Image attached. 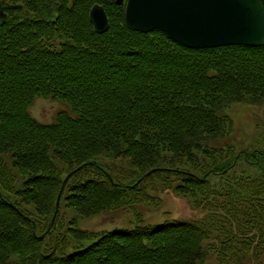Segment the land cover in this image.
Here are the masks:
<instances>
[{"label": "trees", "instance_id": "16d2710c", "mask_svg": "<svg viewBox=\"0 0 264 264\" xmlns=\"http://www.w3.org/2000/svg\"><path fill=\"white\" fill-rule=\"evenodd\" d=\"M0 4L21 7L0 28V264H200L214 252L220 264L264 260V178L229 176L241 161L261 166L264 145L235 158L227 141L214 145L229 133L228 107L264 103V47L188 49L158 30H129L115 0ZM95 4L103 34L89 21ZM37 99L65 108L41 123L30 114ZM148 185L174 187L210 214L145 225L136 212L130 229L78 228L158 207ZM62 208L76 214L65 226Z\"/></svg>", "mask_w": 264, "mask_h": 264}, {"label": "water", "instance_id": "95a60500", "mask_svg": "<svg viewBox=\"0 0 264 264\" xmlns=\"http://www.w3.org/2000/svg\"><path fill=\"white\" fill-rule=\"evenodd\" d=\"M115 3L122 5L123 0ZM20 8L0 4V28L6 23V12ZM89 21L96 34L108 31L102 6L91 7ZM124 21L129 30L145 34L158 30L189 49L264 47V0H126ZM79 171H72L64 179L56 212L65 185Z\"/></svg>", "mask_w": 264, "mask_h": 264}, {"label": "rangeland", "instance_id": "374dc122", "mask_svg": "<svg viewBox=\"0 0 264 264\" xmlns=\"http://www.w3.org/2000/svg\"><path fill=\"white\" fill-rule=\"evenodd\" d=\"M65 107L60 103L49 99H37L30 108V114L33 118L41 123H51L55 114ZM226 113L232 118L229 133L225 137H216L214 145H222L224 141L233 145L234 156L242 155L241 152L249 151L252 155L253 149H262L264 145V103L256 104L251 102H242L233 104L226 109ZM262 162V161H261ZM184 168V167H183ZM182 168V169H183ZM188 168V167H187ZM122 169L129 173L132 169L126 164H123ZM189 169V168H188ZM185 170V169H184ZM229 176L246 175L253 182L264 178V163L255 167L251 162L241 161L230 171ZM213 185H218V182L212 181ZM175 185V184H174ZM153 200L159 199L158 207L147 204L145 202L138 205H133L134 213L131 214L125 208L100 214L99 216L86 220H78V228L87 231H112L114 229H130L134 225L133 215L138 212L142 216L145 225H156L168 221H192L204 216H209L208 207L193 204L192 200L184 199L174 193V187L171 189L161 186L148 185V189ZM153 202V201H152ZM205 213V214H204ZM63 218L61 219L62 226H65L68 217H75L76 214L70 210L61 209ZM252 219L251 214L246 218H240L242 222ZM244 239H249L251 235L243 236ZM258 242V235H255V243ZM217 252L211 254L208 260L201 261L200 264H220V259L216 257ZM248 259V258H245ZM243 259L242 264H264L262 258L254 259L251 257L248 260Z\"/></svg>", "mask_w": 264, "mask_h": 264}]
</instances>
